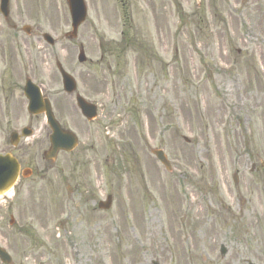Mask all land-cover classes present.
<instances>
[{
	"label": "rangeland",
	"instance_id": "rangeland-1",
	"mask_svg": "<svg viewBox=\"0 0 264 264\" xmlns=\"http://www.w3.org/2000/svg\"><path fill=\"white\" fill-rule=\"evenodd\" d=\"M85 3L72 41L65 0L9 5L31 27L29 76L79 141L45 160L47 124L20 113L19 125L33 130L24 140L32 172L0 196V245L11 264H264V0H177L171 13L132 18ZM100 43L113 57L99 59ZM141 43L151 56L137 52ZM55 60L97 103L95 121L60 94ZM152 149L164 151L170 170ZM109 193L111 208L99 210Z\"/></svg>",
	"mask_w": 264,
	"mask_h": 264
},
{
	"label": "flooded vegetation",
	"instance_id": "flooded-vegetation-1",
	"mask_svg": "<svg viewBox=\"0 0 264 264\" xmlns=\"http://www.w3.org/2000/svg\"><path fill=\"white\" fill-rule=\"evenodd\" d=\"M177 0H92L96 10H112L115 12H129L132 18L133 12L139 10L161 11L169 13L175 11ZM171 16V15H170ZM100 17V16H99ZM100 20V19H98ZM23 33V24L13 18L9 8L7 16L0 13V154H14L21 169L28 167L26 139L22 136L25 126L19 125L27 100L23 89L25 81L32 72L31 43ZM31 33V29H29ZM121 39L126 40L128 46L131 38L121 34ZM135 40V39H134ZM100 59L111 53L112 48L107 45L98 44ZM121 52L124 53V51ZM31 78V77H30ZM62 92H60L61 94ZM21 113V116H20ZM28 115V114H27ZM29 118L42 117L39 115H28ZM30 123V122H29ZM14 133V135H12ZM23 167H22V166ZM24 181H21L23 183Z\"/></svg>",
	"mask_w": 264,
	"mask_h": 264
},
{
	"label": "water",
	"instance_id": "water-1",
	"mask_svg": "<svg viewBox=\"0 0 264 264\" xmlns=\"http://www.w3.org/2000/svg\"><path fill=\"white\" fill-rule=\"evenodd\" d=\"M69 6V12L72 20V36H75L76 28L81 23L86 14L85 5L83 0H67ZM7 0H1L2 8H5ZM49 43H53L52 39L48 35L43 36ZM79 62L85 61V56L81 51L78 55ZM57 67L62 77L63 87L67 92H72L75 88L73 79L62 69L59 63ZM25 94L29 99L28 109L30 112H44L46 121L51 129L49 136L50 149L45 153V158H54L58 150L70 151L77 143L76 136L70 131L63 130L60 128L58 122L53 117L51 108L47 99H41L39 89L30 81L27 82L25 87ZM77 105L79 106L81 113L88 119L91 120L95 117V106L85 102L81 97L77 96ZM153 154L160 160L161 163L169 168V163L162 150L157 149L152 151ZM18 163L10 155L0 156V193L4 192L11 187L15 181L18 173ZM27 172L24 171L23 175L26 176ZM111 203L110 197L107 198L105 203H100L99 207L107 209ZM225 253L223 247H221V255ZM0 259L5 263L11 261L10 256L5 250L0 247ZM152 264H158L157 261H153ZM248 264H253L248 262Z\"/></svg>",
	"mask_w": 264,
	"mask_h": 264
}]
</instances>
